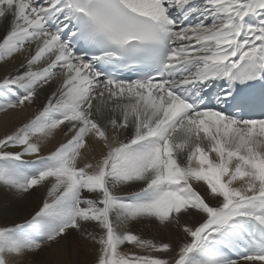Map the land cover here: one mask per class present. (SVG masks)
Listing matches in <instances>:
<instances>
[{"label": "snow or ice", "instance_id": "1", "mask_svg": "<svg viewBox=\"0 0 264 264\" xmlns=\"http://www.w3.org/2000/svg\"><path fill=\"white\" fill-rule=\"evenodd\" d=\"M29 108L0 190L43 197L0 219V264L81 239L88 264H264V0H0V113Z\"/></svg>", "mask_w": 264, "mask_h": 264}, {"label": "bare ground", "instance_id": "2", "mask_svg": "<svg viewBox=\"0 0 264 264\" xmlns=\"http://www.w3.org/2000/svg\"><path fill=\"white\" fill-rule=\"evenodd\" d=\"M10 67L11 66H9V68ZM35 111H36L35 108H29V109L20 110V111H9L7 113H0V133L10 132L14 130L16 127L20 126L22 123L27 122V120H29L35 114ZM55 143L56 141H53L51 144H49L48 147L45 148V151H47L48 148L54 147ZM94 155L98 156L99 151L95 150L92 152L85 153V159L93 160ZM41 195L43 196V190L36 191L33 196L17 198V197L12 196L11 194L5 193L3 190H0V217H1L0 219L7 218L8 220H12L21 215H26L27 212H29L31 208L35 205L37 200L41 199ZM134 227L135 225L132 226L133 229ZM175 239H176V236L174 234H172L169 237L164 236V234H161V238L159 239V241H173L174 242ZM82 247L90 248V251L92 250V248L90 246H86L84 242H82ZM72 254H74V252H72ZM70 259L77 260L75 256H72ZM74 263H77V262H74Z\"/></svg>", "mask_w": 264, "mask_h": 264}, {"label": "rangeland", "instance_id": "3", "mask_svg": "<svg viewBox=\"0 0 264 264\" xmlns=\"http://www.w3.org/2000/svg\"><path fill=\"white\" fill-rule=\"evenodd\" d=\"M4 133H0V135H3ZM42 195H41V199H42ZM8 216V215H7ZM1 218V217H0ZM133 229V228H131ZM134 230V231H133ZM132 231L137 234V235H141L144 238H157L156 240L159 241V239L161 238V234L157 235L155 232L151 231L149 227L144 226V225H135L134 229ZM143 233V234H142ZM146 233V234H144ZM164 236H171L172 234H168V233H163ZM160 237V238H159ZM172 239V238H171ZM170 239V240H171ZM80 246L78 249H73L71 250L69 256L64 257L65 260L70 259L72 256H75L77 258V260H72V264H88V262L92 259V250L90 251V248H83L82 247V242L83 240H79L78 241ZM127 247H131V246H127ZM81 248V249H80ZM72 252H74V254H72ZM56 257L52 258V264H56ZM77 262V263H74Z\"/></svg>", "mask_w": 264, "mask_h": 264}]
</instances>
